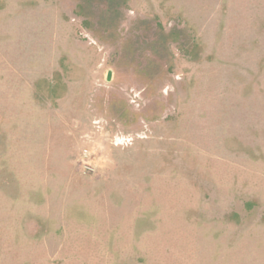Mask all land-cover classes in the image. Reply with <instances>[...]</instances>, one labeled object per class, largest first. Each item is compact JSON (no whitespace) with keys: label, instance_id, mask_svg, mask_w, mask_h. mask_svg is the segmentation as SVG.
I'll list each match as a JSON object with an SVG mask.
<instances>
[{"label":"rangeland","instance_id":"obj_1","mask_svg":"<svg viewBox=\"0 0 264 264\" xmlns=\"http://www.w3.org/2000/svg\"><path fill=\"white\" fill-rule=\"evenodd\" d=\"M0 264H264V0H0Z\"/></svg>","mask_w":264,"mask_h":264},{"label":"clouds","instance_id":"obj_2","mask_svg":"<svg viewBox=\"0 0 264 264\" xmlns=\"http://www.w3.org/2000/svg\"><path fill=\"white\" fill-rule=\"evenodd\" d=\"M176 80H177V82H179V80H180V77H179V76H177V77H176Z\"/></svg>","mask_w":264,"mask_h":264},{"label":"water","instance_id":"obj_3","mask_svg":"<svg viewBox=\"0 0 264 264\" xmlns=\"http://www.w3.org/2000/svg\"><path fill=\"white\" fill-rule=\"evenodd\" d=\"M107 79H109V77Z\"/></svg>","mask_w":264,"mask_h":264}]
</instances>
